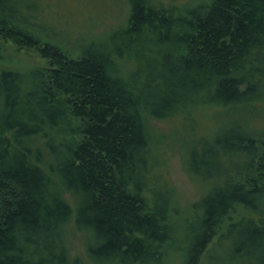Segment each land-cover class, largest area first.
Instances as JSON below:
<instances>
[{"label": "trees", "instance_id": "16d2710c", "mask_svg": "<svg viewBox=\"0 0 264 264\" xmlns=\"http://www.w3.org/2000/svg\"><path fill=\"white\" fill-rule=\"evenodd\" d=\"M127 3L124 28L71 57L35 31L37 1L0 0V39L47 63L0 66V264H69L72 218L94 261L162 264L180 226L146 117L202 107L215 129L184 145L208 188L185 264H264V0Z\"/></svg>", "mask_w": 264, "mask_h": 264}, {"label": "rangeland", "instance_id": "374dc122", "mask_svg": "<svg viewBox=\"0 0 264 264\" xmlns=\"http://www.w3.org/2000/svg\"><path fill=\"white\" fill-rule=\"evenodd\" d=\"M35 1L41 13L39 20L36 19L34 24L42 27H36L35 31L41 32L44 39L47 37L50 42L70 53L71 57H77L80 49L86 44L105 40L124 28L129 14L127 0ZM0 66L27 73L42 70L46 68L47 63L36 51L18 48L13 43L0 39ZM123 68L126 71L128 66L124 65ZM213 113V108L202 107L193 109L188 118L182 115L166 119L146 117L154 158L153 172L158 176V181L167 182L172 188V208L175 209L173 219L180 226L171 246L173 248L169 249L162 264H185V256L191 242L189 237L192 238V232L186 231L185 228L189 225L193 228L197 226V222L192 219L191 206L204 196L208 188L185 172L184 145L193 138H207L213 133ZM61 192L74 210L75 198L68 192ZM65 240L69 264H102L88 255L86 236L76 229L74 218L66 228ZM227 259L224 251H218L214 254L211 264L225 263Z\"/></svg>", "mask_w": 264, "mask_h": 264}]
</instances>
